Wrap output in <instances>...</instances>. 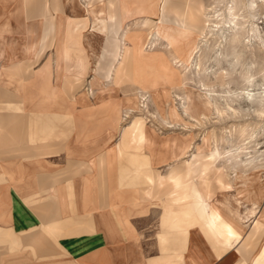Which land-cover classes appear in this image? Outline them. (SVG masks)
<instances>
[{
  "label": "crops",
  "instance_id": "0c3cea01",
  "mask_svg": "<svg viewBox=\"0 0 264 264\" xmlns=\"http://www.w3.org/2000/svg\"><path fill=\"white\" fill-rule=\"evenodd\" d=\"M82 1L22 0L24 13L0 16V63L12 61L0 80V264H236L223 235L208 228L207 203L194 201L200 188L169 180L168 169L179 163L161 170L168 162H159L158 140L146 128L143 143L133 122L120 130L104 105L111 100L95 101L105 93L90 88L96 77L105 87L115 85L124 48L143 37H124L132 45H123L121 32L148 13L129 0L115 34L108 0ZM76 13L92 19L86 40L66 35ZM13 19L20 27L40 24L38 34L28 30L33 40L21 60L4 59L1 48ZM93 37L95 48L88 42ZM87 75L89 88L82 90L79 79ZM181 191L190 201L179 199Z\"/></svg>",
  "mask_w": 264,
  "mask_h": 264
},
{
  "label": "rangeland",
  "instance_id": "374dc122",
  "mask_svg": "<svg viewBox=\"0 0 264 264\" xmlns=\"http://www.w3.org/2000/svg\"><path fill=\"white\" fill-rule=\"evenodd\" d=\"M163 1L159 15L153 17L145 14L147 15L143 19L145 22L143 20L128 22V25L121 32V44L125 42L126 45L131 46V42L124 37H134L143 32L145 52H165L168 60L173 61V66L183 76L184 85L188 90L201 93L203 99L209 103L210 110L206 115L207 117L196 120L186 115L182 104L185 102L183 97H185L187 90L184 86H173L172 92L170 91L171 96L170 94L166 95L167 89L162 92L165 109V115L162 119L157 113L154 103L150 100L149 94L134 84L132 80V47H127L129 55L123 63L122 71L120 73L115 72L114 83L116 87L126 83L120 91L119 89L116 90V87L114 88L115 85L112 88L105 87L103 82L96 80L98 77L91 83L90 88H96L100 94L105 93L104 98L97 97L95 101L111 100L104 105L112 107L111 116H113L114 121H117L116 124L120 126V130L127 124H132L135 117H140L141 124L150 133L149 136L155 137L153 140L155 143L158 140L159 146L155 145V148L158 147V155L161 159L159 162H168L161 165L160 169L165 171L170 166L179 163L173 170L168 169L169 180L175 176L176 181L182 179L183 184L191 187L192 185L197 186L199 181L202 182L199 186V192L205 193V197L211 199V203L216 205L223 215L231 217L235 223L244 227V232H247V225L252 220L245 223L242 216L247 213L249 204L242 199L239 200L234 195L233 185L235 177L236 183L243 180L244 177L253 178L255 181L258 178L264 179V112H261L264 111V10H259L260 13H252V11L245 13L244 26L239 29L240 32H244H242L244 37L242 36L238 45L234 44L239 48L235 47L230 51L229 26L231 27L232 24L228 23L231 17L227 13V8L234 5L237 0H219L221 2L216 9L217 13H212L211 7L216 5L218 0ZM243 1L244 3L247 2V7L251 0ZM256 1H259L258 4H260V0ZM81 3L84 6L82 0ZM61 4L62 13H64L65 2L63 4L62 1ZM12 9L24 13L22 0L3 2L0 6V16L2 13L12 12ZM76 14V17L67 21L66 35L75 38V40L82 36L86 40L92 19L85 17L82 13ZM255 14L256 17H253ZM212 15L214 18H210ZM175 18L180 22L182 21V26L193 28L201 34V37L196 41V45H198L196 51L192 55L190 63L187 64L188 69L179 66L180 63L175 55L172 52L168 53L169 50L165 49L163 41L159 40L155 45L151 44L157 28L165 29L166 27L167 30L169 25L175 22ZM219 19H221V23L217 25L215 21ZM0 21H2L1 18ZM30 24L32 26H23L25 25L23 24L20 27V24L14 21L12 32L1 43L5 55L4 59L10 55L12 58L16 57L15 60H21L27 56L26 53L28 52L25 51V48L33 40V34H30L28 30L32 29L35 34H38L37 31L40 29L39 22H31ZM97 38L103 39L104 37L99 36ZM97 38L93 37L88 40L94 48L96 47L95 42L99 40ZM77 43L79 44V40ZM100 44L102 47L108 48L107 43L100 42ZM97 49L99 50V47ZM234 51L238 53L235 54ZM232 53L234 54L232 55ZM98 60L100 65H104L107 58L104 56ZM1 62L3 63H0V80L3 81V78L7 77L1 72L2 68L5 67L6 63L12 61ZM199 62L203 69L200 75L197 71ZM74 70L79 71L80 74L87 72H83L79 67ZM98 74H102V71H99ZM122 78H126L129 82H122ZM246 78L250 81H246ZM88 79V75L84 81L79 79L80 89L89 88ZM201 82L205 86H202ZM114 83L112 82L111 85ZM10 84H14V82H10ZM16 84L20 85L21 82H16ZM20 89H22L21 86L18 90ZM114 93L115 96L112 98ZM214 104L215 106H213ZM116 107H119L118 114L115 112ZM170 107L176 109L178 116H171ZM215 107L220 110L219 113ZM106 111L109 110L106 109ZM164 120L168 124H164ZM137 143L141 144V142ZM183 145L189 146V148L181 156L182 152L179 147L182 148ZM230 158L233 161L228 162L226 159ZM233 164L235 168L230 167ZM186 194L187 192L181 191L178 195L179 199L190 201V197ZM207 205L208 208L212 209L210 204ZM254 208L253 213L256 212L258 217L264 208V199L258 207L255 206ZM224 221L222 220L218 225L222 229L221 235L226 242L223 243V248H231L234 251V234L232 228ZM202 228L206 233H210L205 226ZM262 231L263 227L256 222L248 233L252 238L250 247H239L234 251L238 258L236 264H246L251 247H253V243L258 241L257 238L259 239Z\"/></svg>",
  "mask_w": 264,
  "mask_h": 264
},
{
  "label": "bare ground",
  "instance_id": "6f19581e",
  "mask_svg": "<svg viewBox=\"0 0 264 264\" xmlns=\"http://www.w3.org/2000/svg\"><path fill=\"white\" fill-rule=\"evenodd\" d=\"M128 1L129 0H120L121 9L117 8V1L108 0V2H107L108 3V10H109V14H108L109 18L108 19L112 24L114 23L115 20L117 22L118 29H117V32L115 34L118 33L119 28H120V24H121V20L119 19V16H118L119 12L127 13V14L129 12L128 6L126 3ZM134 1H135V3H141L142 4L141 7L138 9V13H148V14L153 15V16L159 15L160 9L164 3L163 0H134ZM220 2L218 0V2L215 3L216 5L211 7L212 13H217L216 9H217ZM258 2L256 0H251L246 7L247 2L244 3L243 0H237L234 3V5L227 8V13H229V16L231 17L229 19L228 23L232 24L231 27L229 26L230 49L229 48L228 49L230 51L235 49V47L237 49L239 48L237 45H238L240 39L242 38V36L244 35L243 34L244 32L243 31H242L243 33L240 32L239 29L242 26H244V22H245L244 18L246 17L245 13H248L249 11H252V13H260L259 10H262V9L264 10V0H260V4H258ZM93 3H95V2H93ZM204 8H205V6H204ZM110 10H113L114 13L111 14ZM205 11H207V10H205ZM253 17H256V14L253 15ZM210 18H214V16L212 15ZM174 20H175V22L173 24H170L169 28L167 30H166V27H165V29L164 28H157V31H155V34L153 35V39L151 40V44L155 45L157 42H159V40L163 41V43L166 47L165 49L169 50L168 53L172 52L175 55L176 59L180 63L179 66H181V67L183 66L184 69L185 68L188 69L189 67L187 68V64L190 63V59L196 51V48L198 46V45H196V41L201 37V34L196 32V30L193 28H190L188 26H182L181 25L182 21L180 22L176 18ZM208 21H212V20H208ZM146 22H148V21H146ZM215 23L217 25H219L221 23V19L216 20ZM125 38L127 40L130 39V37H128V36H126ZM135 38H136V36H135ZM113 43H114V41H113ZM144 43H145V40L143 37H141L140 41L138 40L137 47L135 45H132V49L130 48L132 60H133L132 80H133L134 84H138L139 87L145 93L149 94L150 100L154 103V105L156 107V111L160 115V117L163 119V117L165 115L164 104L162 101V97H163L162 92L165 89H167L168 92L166 93V95L170 94V96H171L170 91L173 88V86L174 87L184 86L185 89L187 90L185 97H183V98H185V102H183V104H182V108H183L184 113L190 117L195 118L196 120H198L197 118H206L207 117L206 115L210 110V105L207 101H205L203 99L202 94L198 93V92L196 93L190 89L188 90V88L184 85L183 76L180 74L179 70L173 66V64H172L173 61L170 62L168 60V58L165 55V52H163V51L162 52H160V51L159 52H153V53L145 52ZM234 44H237V45L235 46ZM111 50H112V48H111ZM236 52H235V54H236ZM111 54H112V52H111ZM233 54L234 53H232V55ZM118 55H119V53H118ZM128 55H129V50L127 47H125L123 50V56H122V60L120 62V65L118 66L117 70H115L116 73H120L122 71L123 63L128 58ZM178 62H175V63H178ZM135 63H137V64H135ZM140 64H142V65H140ZM197 67H198L197 71L200 75V73L203 70L201 68L200 62L198 63ZM246 81L249 82L250 80L248 78H246ZM201 85L205 86L202 82H201ZM164 94H165V92H164ZM170 100H171V97H170ZM213 106H215V104ZM173 107H170L169 111H170L171 116L173 115L174 117H176L178 115H177L176 109H174ZM215 108L219 113L220 110L217 107H215ZM134 111H137V110H134ZM261 112L263 113L264 111L262 110ZM194 115H197V117H194ZM164 124H168L166 122V120H164ZM131 127H134V129H135L134 134L138 136L137 138H141L143 140V143H144V141H145V132H144L145 127L141 124L140 117H135ZM179 148H180V151L182 152L181 153V156H182L187 152L186 150H188L189 146L186 147L183 145L182 148L181 147H179ZM198 150H200V149H198ZM226 160L228 162L233 161L232 158L226 159ZM235 160H234V162H235ZM230 167L235 168V165L234 164L230 165ZM237 177H240V176H237ZM234 180H235L234 185H233L234 195L237 196L239 200L242 199L245 201V203L249 204V209H248L247 213H245L244 216L239 214L240 216L244 217L245 223L252 220L249 223V225H247L248 226V231L246 229L247 232H244L243 231L244 227L235 223V221L231 217L223 215L221 213V211L219 210V208L216 205H214L213 203H211V201H210L211 199H207V197H205L206 195H204L203 193L195 191L196 193L195 194L193 193L194 194L193 195L194 201H195V203L205 201L207 204H210L212 206V210L209 208L210 210L207 211V218H208L207 223H208V228L211 232H214V233L220 232V234H221L222 229H220L218 227V225L222 222V220H225L224 222L232 228V233L234 234V238H235V242H234V246H233L234 251L237 250L239 247H241V248L250 247V245L252 244L251 243L252 238H251V236L248 235V233L254 227L256 222H258L263 227V231H262L259 239L257 238L258 241L253 243V247H251V250L249 248L250 256H249L246 264H248V263L249 264H264V208L258 217L256 216V212L253 213V209H255L254 207L255 206L258 207L261 204L262 200L264 199V179L258 178V180L255 181L253 178H248V177L245 178L244 177L243 180H240L237 183H236V177ZM201 183L202 182L199 181V182H197V186L192 185L194 190L199 188ZM204 209H205V207H204ZM237 212H239V211H237ZM227 230H229V229L227 228Z\"/></svg>",
  "mask_w": 264,
  "mask_h": 264
}]
</instances>
